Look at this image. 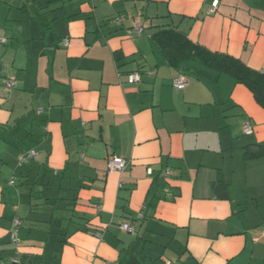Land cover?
Instances as JSON below:
<instances>
[{"label":"crops","instance_id":"1","mask_svg":"<svg viewBox=\"0 0 264 264\" xmlns=\"http://www.w3.org/2000/svg\"><path fill=\"white\" fill-rule=\"evenodd\" d=\"M260 1L0 0L1 262L17 250L23 264H118L125 250L140 264H264V157L243 158L264 142V107L199 59L170 66L151 39L177 27L264 72ZM135 71L141 81L130 83ZM32 149L24 167L59 173L49 194L76 197L87 218L65 243L16 186L19 156ZM113 155L127 160L123 171L109 168Z\"/></svg>","mask_w":264,"mask_h":264},{"label":"trees","instance_id":"2","mask_svg":"<svg viewBox=\"0 0 264 264\" xmlns=\"http://www.w3.org/2000/svg\"><path fill=\"white\" fill-rule=\"evenodd\" d=\"M77 17L90 18L80 14ZM38 19L41 22L45 20L43 15H40ZM108 31L109 34L114 32L111 28ZM151 39L170 66L177 68L182 63L199 59L205 65L222 73L229 74L237 82L244 84L253 93L258 104L264 107L263 71L249 66L238 57L228 53L212 51L204 45L194 42L186 32L177 27H159L151 34ZM243 150L245 161L262 158L264 157V142L246 145ZM24 166L25 164L19 169L16 186L23 195H29L28 204L30 205L31 213L44 216L46 214L49 215H47L48 221L46 220L48 224L47 229L59 228L54 231L51 230L53 233L57 232L55 234L57 240L65 243L71 233L79 230L87 231V218L75 208L77 204L76 197L69 199L59 195L51 197L49 194L48 190L53 189L52 186L55 184L56 175H59V173L49 170L40 173L35 167L26 168ZM60 200L67 202L64 203V206H60L58 205ZM64 222H67V224ZM10 242L12 243L11 239ZM118 264L140 263L128 251L121 250Z\"/></svg>","mask_w":264,"mask_h":264},{"label":"built area","instance_id":"3","mask_svg":"<svg viewBox=\"0 0 264 264\" xmlns=\"http://www.w3.org/2000/svg\"><path fill=\"white\" fill-rule=\"evenodd\" d=\"M216 5H217V3L214 6H216ZM212 11H214V8L211 9V12ZM124 19H125V15H120V16L115 17L114 20L116 22H122ZM143 30L144 29L139 25H135V27H134V31L137 34L143 33ZM1 41L4 43H7L6 38H2ZM63 45L64 46L69 45L68 39H65L63 41ZM128 81L130 83H139L141 81V73L137 72V71L129 73L128 74ZM173 85L179 89L185 88L187 85L186 76L184 74H179L177 77H175L173 79ZM7 86L12 87L13 83L8 82ZM243 132L245 134H248V135L254 133V127L252 125V122L249 119H247L244 123ZM36 156H38V152L35 149L27 151V152H25L19 156L18 165L21 167L25 163H27L30 159H33ZM108 163H109V168L111 170H119V171H123L128 164V162L125 158H123L121 156H117V155L111 156L109 158ZM163 175H164V178L167 180L171 176V171L169 169H167ZM10 183L15 184V179H12ZM140 217H143V214H140ZM20 227H21V222L19 220H15L13 223V228L10 231V239H11L12 243L16 246L19 245V243H21V241H22V238L20 236ZM122 228L124 230L132 233V234L136 233V227L131 225L129 222L122 223ZM263 234H264V228H263ZM9 263L10 264H23V260H22L20 254L17 250H16L15 254L9 258ZM0 264H4V263L0 261ZM108 264H111V263H108ZM171 264H178V263H171Z\"/></svg>","mask_w":264,"mask_h":264},{"label":"rangeland","instance_id":"4","mask_svg":"<svg viewBox=\"0 0 264 264\" xmlns=\"http://www.w3.org/2000/svg\"><path fill=\"white\" fill-rule=\"evenodd\" d=\"M251 2V1H253V0H248V2ZM260 0H258V2H259ZM247 2V0H244V3H245V5H247L246 3H248ZM261 2V4L264 6V0L262 1H260ZM258 174L260 175V171H258ZM245 175H246V170H244V168H239L238 167V170H237V172L235 173V175H234V179H235V181H237L239 184H240V186L241 185H244V181H245ZM261 176H263L262 175V171H261ZM263 178V177H262ZM238 183H236V184H238ZM250 196H252V195H250ZM48 214H46V218H48V216H47ZM251 215H253L252 214V211L250 212V216ZM23 233V232H22ZM21 234V233H20ZM21 236V235H20Z\"/></svg>","mask_w":264,"mask_h":264}]
</instances>
